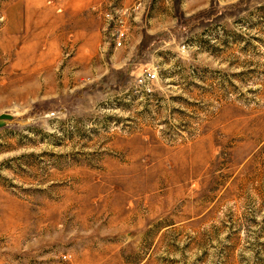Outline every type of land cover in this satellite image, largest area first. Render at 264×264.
<instances>
[{
  "label": "rangeland",
  "instance_id": "374dc122",
  "mask_svg": "<svg viewBox=\"0 0 264 264\" xmlns=\"http://www.w3.org/2000/svg\"><path fill=\"white\" fill-rule=\"evenodd\" d=\"M0 112V264H264V0H0Z\"/></svg>",
  "mask_w": 264,
  "mask_h": 264
},
{
  "label": "water",
  "instance_id": "95a60500",
  "mask_svg": "<svg viewBox=\"0 0 264 264\" xmlns=\"http://www.w3.org/2000/svg\"><path fill=\"white\" fill-rule=\"evenodd\" d=\"M33 116L27 117L23 115H11L10 113L7 112H0V127L6 126L9 124H20V125H27L31 123L33 120Z\"/></svg>",
  "mask_w": 264,
  "mask_h": 264
},
{
  "label": "built area",
  "instance_id": "2783aa9c",
  "mask_svg": "<svg viewBox=\"0 0 264 264\" xmlns=\"http://www.w3.org/2000/svg\"><path fill=\"white\" fill-rule=\"evenodd\" d=\"M119 36H124V33L121 31L119 32ZM118 45H121L122 44V41L119 39L118 42H117ZM156 78V73L155 72H146L145 74L142 75V77L139 78V81L142 82H147V81H151V80H154Z\"/></svg>",
  "mask_w": 264,
  "mask_h": 264
}]
</instances>
